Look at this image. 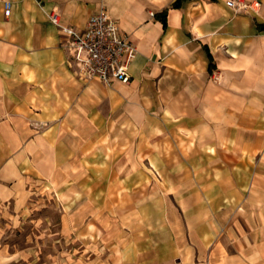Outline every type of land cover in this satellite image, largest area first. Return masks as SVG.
<instances>
[{"label":"crops","instance_id":"0c3cea01","mask_svg":"<svg viewBox=\"0 0 264 264\" xmlns=\"http://www.w3.org/2000/svg\"><path fill=\"white\" fill-rule=\"evenodd\" d=\"M174 1L0 0V204L81 165L66 190L98 214L82 222L83 264H264V0ZM102 4L138 48L130 82L79 77L50 18L83 27ZM107 102L146 165L109 186L100 159L71 147Z\"/></svg>","mask_w":264,"mask_h":264},{"label":"rangeland","instance_id":"374dc122","mask_svg":"<svg viewBox=\"0 0 264 264\" xmlns=\"http://www.w3.org/2000/svg\"><path fill=\"white\" fill-rule=\"evenodd\" d=\"M104 107V111L100 114L91 111L89 113L91 125L80 130L84 135H89V140L86 141V137L81 139L77 135L72 139L73 145H70L74 149L75 159L83 152L91 154V163L96 164L98 158L100 159L98 162L105 168L104 180L109 186L119 179L115 177V172L118 170L123 172L133 167H137L139 171L146 169L142 159L144 157L140 158L141 154L144 155L145 146L130 145L128 136L116 129L114 123L128 120L126 118L128 115L124 116V119L120 113L111 112L108 102ZM65 148L66 146H63L61 150L65 152ZM132 153H138V162L134 159L129 160L134 158ZM93 160L95 162H92ZM78 169L71 178L66 173L65 163H60L57 170L52 171L51 176H34L28 179V186L32 191L23 206L16 207L12 202L0 204V264H83L85 262L82 250L86 246L82 241L84 237L82 222L88 217L97 218L98 214H95L96 210L93 209L95 201L91 195L81 198L79 193L71 196L66 190V184L71 183V180L80 187L84 175L81 165ZM90 179L92 183L98 181L94 177ZM145 180V174L138 175V182ZM107 195L113 196V194ZM73 199L76 202L72 206ZM100 219L106 222L107 227H112L108 223H113L114 215L106 211ZM87 244V247L92 245V248H95L93 243Z\"/></svg>","mask_w":264,"mask_h":264},{"label":"built area","instance_id":"2783aa9c","mask_svg":"<svg viewBox=\"0 0 264 264\" xmlns=\"http://www.w3.org/2000/svg\"><path fill=\"white\" fill-rule=\"evenodd\" d=\"M227 4L237 9L252 5L246 0H227ZM10 10V4L6 3L5 13ZM50 18L61 30L62 46L79 77L98 78L108 85L116 80L130 82V69L138 48L105 4L88 17L83 27L62 24L55 10L50 12Z\"/></svg>","mask_w":264,"mask_h":264},{"label":"trees","instance_id":"16d2710c","mask_svg":"<svg viewBox=\"0 0 264 264\" xmlns=\"http://www.w3.org/2000/svg\"><path fill=\"white\" fill-rule=\"evenodd\" d=\"M183 0H175L174 2H173V6H179L180 4H181V2H182ZM165 15L166 14V11H163V12H161V15ZM164 22V26H165V24H166V22L165 21H163Z\"/></svg>","mask_w":264,"mask_h":264}]
</instances>
